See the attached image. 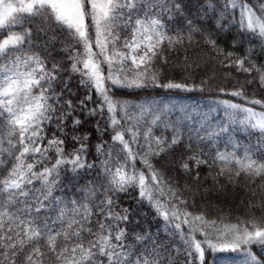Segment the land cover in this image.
Instances as JSON below:
<instances>
[{"label":"snow or ice","instance_id":"obj_1","mask_svg":"<svg viewBox=\"0 0 264 264\" xmlns=\"http://www.w3.org/2000/svg\"><path fill=\"white\" fill-rule=\"evenodd\" d=\"M195 5V17L214 21V28L224 27L223 21L227 20L229 24L237 23L241 31L264 39V0H256L255 4L249 0H195ZM189 15L183 0H0V229L8 225L0 231V264H17V256H22L23 264H37L36 257L45 254L42 246L59 264H159L153 258L159 254L155 241L152 253L141 252L140 244L135 249L129 246L127 229L122 225L129 221L131 210L116 211L117 194L132 187L138 190V202L146 201L168 228L176 230L174 235L180 233L188 257L186 264H205L207 251L235 252L243 264H264L252 248L256 245L264 254V217L253 214L247 220L226 225L223 231H207L200 225L214 226L216 221H206L203 214L181 211L180 205L188 204L182 198V190L149 158L179 144V132L174 131L170 141L154 137L152 128L159 126L162 118L152 114L150 108L146 115L144 105L115 94L121 89L146 87L149 82L156 87L188 89L187 84L173 81L159 84L152 63L157 57L164 59L165 44L170 49L183 45L182 35L169 34L167 22ZM185 22L189 32L203 31L193 19ZM205 42L216 49L211 38ZM57 44L70 61V75L59 90L56 82L65 69L55 59L49 67ZM101 56L103 60L99 59ZM246 60L249 67H245ZM102 64L107 65L106 75ZM231 66L248 73L255 71L257 82L264 88V66H257L248 57L233 60ZM77 73L79 84L89 90L79 101L80 107L92 100L90 93L94 89L97 102L88 114L103 118L107 111L114 133L112 140L122 147L105 150L98 144L97 152L105 156L99 175L78 189L82 194L79 198L64 200L55 195L65 187L62 171L71 172L75 178L78 170L95 167L86 160L87 134H73L79 147L70 153H65L62 138L66 135L65 122L77 110L71 99H64L65 90L71 92V74ZM230 95L260 106L262 110L257 112L252 107L223 101L234 115L242 114L232 123L257 131L260 136L242 157L235 152L218 153L215 159L223 165L218 175L227 173L231 181L243 173L255 182L256 177H264V100L248 97L243 88ZM121 119L125 120L124 125ZM128 120L135 123L128 125ZM81 123L73 116L74 128ZM52 124L56 131L48 137L45 129ZM228 130L221 126L219 131L200 139ZM126 133L130 141L125 139ZM141 137L143 151L135 152L131 143L139 144ZM51 152L55 153L54 158ZM258 152L260 156L254 158ZM137 159L147 172L136 169ZM189 159L197 165L206 163L198 156ZM66 165L70 167L65 168ZM181 167L185 172L191 171L187 162H182ZM165 192L168 197L162 201L160 197ZM185 225L188 231L182 232ZM197 232L203 240L196 238ZM146 241L145 235L137 234L134 239Z\"/></svg>","mask_w":264,"mask_h":264},{"label":"trees","instance_id":"obj_2","mask_svg":"<svg viewBox=\"0 0 264 264\" xmlns=\"http://www.w3.org/2000/svg\"><path fill=\"white\" fill-rule=\"evenodd\" d=\"M249 2L255 4L256 0H249ZM183 3L186 13L190 15L168 21L167 29L170 35H182L184 43L171 49L165 44L162 49L164 59L157 57L153 61L152 72L158 76V83L161 85L173 81L187 84L188 89L156 87L149 82L146 87L121 89L115 94L121 99L144 105L146 115L150 108L152 114H157L162 118L159 126L152 128L154 137H162L170 141L174 131L179 132L181 136L179 144L167 149L159 156L152 155L149 158L155 168L160 169L174 186L182 190V198L187 200L188 204L180 205L181 211L187 210L193 215L203 214L206 221H216L214 226L200 225L207 231H212L213 228L223 231L226 225L247 220L253 214L257 218L264 217V177H256L253 182L252 177L242 173L240 177L233 176L230 181L227 173L218 175L223 165L221 161L215 159L218 153L235 152L237 156L242 157L245 149L255 145L260 136L257 131L232 123L233 120L242 118V114L234 115L233 110L224 107L223 101L242 104L257 111L262 110L259 105L247 104L246 101L233 97L230 93L243 88L248 97L264 100V88L257 82L258 74L255 71L244 72L242 69L238 70L237 67L231 66L233 60L245 59V57L251 59L257 66H264V39L253 36L247 31H241L237 23L229 24L227 20L223 21L224 27L214 28V21L205 22L195 17V0H183ZM187 18L193 19L203 31L189 32L185 22ZM85 22L89 23L87 18ZM209 38L215 41V50L205 42ZM56 47L57 51L52 53L49 60V67L55 59L60 61L65 69L56 82L57 90H59L62 87V81L70 75V61L66 59L65 53L59 51L60 45L57 44ZM93 50L99 51L96 48ZM99 59L103 60V57ZM249 66L246 60L245 67ZM102 68L106 75L107 65L102 64ZM71 76L69 83L71 92L65 90L64 99H71L77 106L73 116L79 118L82 123L74 128L73 116L65 122L66 135L62 137L65 141V153H70L74 148L79 147L72 139L73 134L81 137L87 134L88 139L84 141L87 145L86 160L93 163L95 167L78 170L75 178L71 172L62 171V183L65 187L63 191H57L55 195L64 200L74 196L79 198L82 194L78 192V189L99 175L105 156L97 152L98 144L103 145L105 150H118L122 147L114 144L112 140L114 133L109 126L107 111L103 118L99 114L94 116L88 114V109L94 108L97 102L95 90L93 89L90 93L92 100L85 101L86 106L81 108L79 101L89 94V90L79 84L78 73L71 74ZM164 100L167 102L163 106L161 103ZM120 115L122 114L118 110L117 118H120ZM133 122L135 121L128 120V125H132ZM97 124L100 130H97ZM124 124L125 120L121 119V125ZM168 125H175V128L168 127ZM221 126L229 130L218 136L200 139V137L207 136L209 132L219 131ZM144 130L145 126L142 122L141 132ZM45 131L47 136L51 137L56 131L55 124L50 125ZM125 139L130 141L127 133ZM142 145H144L142 137L139 144L131 143L135 152H142ZM261 152H264V142H262ZM260 154L256 153L254 158ZM50 155L55 157L54 152ZM191 156H198L206 163L197 165L195 160L189 159ZM182 162L189 164L190 172L183 170ZM135 166L136 169L147 172L140 159L136 160ZM68 167L70 166H65V168ZM137 197L138 190L135 187L117 194L116 211L121 208L131 210L129 221L122 225L127 229L129 246L135 249L136 245L140 244L141 252L152 253L153 241H155L159 247V254L153 258L158 260L159 264H186L188 257L184 252L180 233L174 235L176 230L168 228L165 221L157 216L155 210L146 201L138 202ZM167 197L168 193L165 192V195L160 198L165 201ZM250 204L253 205L251 208ZM94 219H99V217H94ZM7 227L6 223L4 229L0 231H4ZM187 231L188 227L183 226L182 232ZM137 234L147 236V241L134 242ZM195 236L198 240L204 238L199 232L195 233ZM252 248L256 255L264 261V254L261 253L259 247L253 245ZM173 249L176 251L174 252ZM41 252L45 254L36 257L37 264H59L55 257L48 253L46 246L41 247ZM16 260L17 264H23L22 256H17ZM4 264H8V261H4ZM205 264H243V261L235 252L207 251Z\"/></svg>","mask_w":264,"mask_h":264},{"label":"rangeland","instance_id":"obj_3","mask_svg":"<svg viewBox=\"0 0 264 264\" xmlns=\"http://www.w3.org/2000/svg\"><path fill=\"white\" fill-rule=\"evenodd\" d=\"M166 102H167V100H164V101L161 103V105H163V106L166 105ZM256 111H257V110H256ZM257 112H259V111H257ZM133 123H135V122H133ZM133 123H132V124H133Z\"/></svg>","mask_w":264,"mask_h":264}]
</instances>
